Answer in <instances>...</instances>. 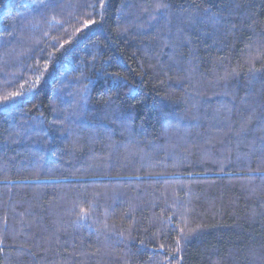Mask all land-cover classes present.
<instances>
[{
    "label": "trees",
    "instance_id": "1",
    "mask_svg": "<svg viewBox=\"0 0 264 264\" xmlns=\"http://www.w3.org/2000/svg\"><path fill=\"white\" fill-rule=\"evenodd\" d=\"M0 264H264V0H0Z\"/></svg>",
    "mask_w": 264,
    "mask_h": 264
},
{
    "label": "snow or ice",
    "instance_id": "2",
    "mask_svg": "<svg viewBox=\"0 0 264 264\" xmlns=\"http://www.w3.org/2000/svg\"><path fill=\"white\" fill-rule=\"evenodd\" d=\"M85 26H87V22L85 23ZM15 95V94H14Z\"/></svg>",
    "mask_w": 264,
    "mask_h": 264
}]
</instances>
